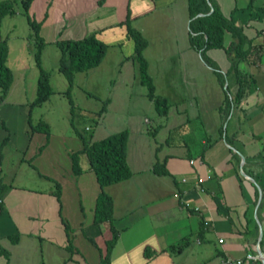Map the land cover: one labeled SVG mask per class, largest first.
<instances>
[{
  "label": "crops",
  "instance_id": "1",
  "mask_svg": "<svg viewBox=\"0 0 264 264\" xmlns=\"http://www.w3.org/2000/svg\"><path fill=\"white\" fill-rule=\"evenodd\" d=\"M210 1L225 17L232 16L256 46L250 59L242 63L249 77L243 78L245 93L241 101L226 117V130H222L224 120H219L215 138L207 129L198 142H183V152H166L161 158L155 134H142L148 143L147 156L141 147L136 149L137 167H132L128 159L134 139L129 134L126 160L132 175L104 188L112 197L113 213L111 220L101 222L95 220L101 188L87 156L79 154L80 172L73 167L72 153L83 148L75 130L74 137L65 136L68 148L62 144L47 148L51 136L46 140L45 135L42 148L32 149L27 156L33 134L20 151L19 164L30 159L33 168H40V176L46 181L42 190L15 184L10 160L2 166L6 150L2 151L0 237L1 241L9 240L3 247L7 256H0V264H220L225 258L244 259L246 253L264 255V0ZM29 14L40 23L42 52L46 44L57 46V40L82 39L94 33L107 45L101 63L115 59L113 66L119 71L127 63L132 82L138 83L137 65L130 60L135 43L127 32V21L144 33V23L161 25L168 18L177 26L175 29L183 27L187 34L189 17L188 0H33ZM7 16L1 23L0 39L6 38L2 28ZM9 24L4 30L12 33L17 29L16 20ZM31 32L28 39L32 41ZM228 34L230 42L232 36ZM13 38H6L7 63ZM25 46H21V52ZM189 47L188 55H192ZM27 54L22 55L30 56L29 49ZM145 57L149 69L146 53ZM55 58H59L57 51ZM33 64L28 68L38 77L39 68L36 72ZM223 68L225 72L228 69ZM10 70L13 82L8 93L19 80ZM239 82L236 77L232 80L235 93ZM165 142L170 143V138ZM156 168L166 172L158 173ZM200 177L204 179L202 190L197 189ZM111 227L117 239L105 261Z\"/></svg>",
  "mask_w": 264,
  "mask_h": 264
},
{
  "label": "rangeland",
  "instance_id": "2",
  "mask_svg": "<svg viewBox=\"0 0 264 264\" xmlns=\"http://www.w3.org/2000/svg\"><path fill=\"white\" fill-rule=\"evenodd\" d=\"M9 2L18 12L15 16L8 15L4 19V26L7 28L10 21L16 20L17 29L11 33L5 31L3 26L5 34L2 36L12 39L15 34L18 35L13 38L15 41H10L12 47L7 65L19 80L8 95L0 98V147L3 152L6 150L2 166L10 160L8 166L15 172V184L18 186L26 185L36 190L46 187V181L40 176V168H33L28 163L30 159L25 162L23 160V164L18 163L20 151L26 148L27 140L33 134L32 143L26 151L27 156H31L32 149L42 148L45 130L49 131L46 140L51 136L47 148L61 144L68 148L65 136L74 137L75 129L84 133L89 141L128 130L130 138L134 137L128 154L132 167L138 165L134 160L137 148L141 147L147 156L145 145L148 143L142 134H155V140L160 145L157 154L161 158L166 152H183V142H198L207 129L212 131L210 134L213 133L210 137L215 138L214 132L220 125L219 120H224L222 130H226V117L235 108V105L231 107L229 103L236 100L232 80L235 77L239 79L245 70H242L243 64H238L234 58L235 53H232V57H222L226 53L224 48L203 51L196 49L193 42L201 43V38L192 39L189 17L185 27L187 34L183 27L175 29L177 26L169 23L168 18L161 25L144 23V33L139 30L147 41L143 56L146 63L145 53L149 56L151 65L148 69L147 64V74L153 83L154 93L166 102L160 109L148 96V85L141 80L140 83L132 82L128 64H124L120 71L116 70L118 67L113 66L115 59L113 61L112 58L107 62L103 61L96 69L77 73L73 86L68 88L65 75L58 69L60 50L55 44H46L45 50L41 52V66L49 72L48 83L53 93L45 102L33 104L32 101L37 96L38 77L28 68L29 64L35 62L32 56L34 41L28 39L31 27L23 14L22 2ZM229 39L230 35L226 32L223 43L225 47H228ZM22 45H26L24 52L20 51ZM188 46L195 55H188ZM28 49L30 56L23 57L22 54L28 55ZM55 51L59 54L58 59L55 58ZM156 53L160 58L155 57ZM130 60L137 65L139 76L138 62L133 57ZM224 66L228 68L226 72ZM23 67L26 68L24 72L21 70ZM34 67L37 72L38 67ZM242 77L247 79L249 75L243 74ZM227 85L229 91L226 90ZM210 120H214V123L210 124ZM86 127L88 128L85 129ZM168 137L170 143L165 142ZM4 139H7L6 142ZM153 141L154 139L150 142ZM8 240L1 241L0 237L2 258H6L4 248Z\"/></svg>",
  "mask_w": 264,
  "mask_h": 264
},
{
  "label": "trees",
  "instance_id": "3",
  "mask_svg": "<svg viewBox=\"0 0 264 264\" xmlns=\"http://www.w3.org/2000/svg\"><path fill=\"white\" fill-rule=\"evenodd\" d=\"M32 1L33 0H22V4L24 8L23 13L27 16L30 23L32 31L31 38L34 40L32 54L35 64L39 68L37 96L32 103L41 104L49 99L53 90L48 83L49 72L44 70L41 66V52L44 40L39 35L40 23L31 18L29 14ZM188 11L192 39L195 37L201 38V43L193 42V46L196 49L203 51L209 48H224L227 57H232V53H235L234 58L237 59L238 64L245 61L247 62L248 59H250L249 56L254 53L256 46L252 44L253 41L244 33L243 28L235 25L232 16L225 17L218 7L210 0H188ZM15 12L16 10L9 0L0 1V27L3 18ZM127 32L135 43L132 57L138 62L140 79L148 85V96L154 100L156 106L160 109L166 102L154 93L153 83L150 76L147 74V63L143 56V49L146 47L147 41L139 30L128 24V21ZM226 32H229L232 36V40L228 47L223 45ZM56 44L60 50L58 69L65 75L68 88L73 86L74 78L77 73L88 71L98 66L102 62L107 51V45L99 40L94 33L82 39L57 40ZM7 56L8 43L7 39L3 38L0 39V98L7 95L13 82V73L7 66ZM243 74H241L239 78L240 85L236 93V100H231L229 103L230 106L239 103L245 93ZM226 90L229 91L228 85ZM75 132L83 140V148L80 151L72 153L74 170L75 172L81 171L78 163L79 154L84 153L87 156L90 168L94 171L101 188L96 199L95 220L97 222L111 220L113 200L104 188L110 184L126 180L132 175V171L126 160L129 131L121 130L95 141H89V139L77 129H75ZM45 134L49 136V131L45 130ZM4 140L6 142L7 139ZM1 158L2 149L0 147V159ZM157 169L158 168H156V171L158 173L166 172L164 169L161 171ZM111 234V238L106 240L107 250L105 251V261L109 260L110 248L117 239L116 231L113 227H111Z\"/></svg>",
  "mask_w": 264,
  "mask_h": 264
},
{
  "label": "built area",
  "instance_id": "4",
  "mask_svg": "<svg viewBox=\"0 0 264 264\" xmlns=\"http://www.w3.org/2000/svg\"><path fill=\"white\" fill-rule=\"evenodd\" d=\"M203 180L204 179L202 177L198 178L197 189L202 190L200 184L203 182ZM175 196L178 197V194H175ZM184 205H187V203ZM257 260L264 262V255L261 253L259 254L246 253L244 259H237L233 261L230 258H225L220 262V264H243L244 262H247V261L249 263H255V261Z\"/></svg>",
  "mask_w": 264,
  "mask_h": 264
}]
</instances>
